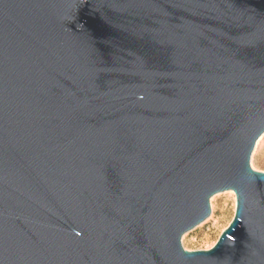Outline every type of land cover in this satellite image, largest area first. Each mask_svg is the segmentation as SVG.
Listing matches in <instances>:
<instances>
[{"label":"water","instance_id":"obj_1","mask_svg":"<svg viewBox=\"0 0 264 264\" xmlns=\"http://www.w3.org/2000/svg\"><path fill=\"white\" fill-rule=\"evenodd\" d=\"M263 133L264 0H0V264H264Z\"/></svg>","mask_w":264,"mask_h":264},{"label":"rangeland","instance_id":"obj_2","mask_svg":"<svg viewBox=\"0 0 264 264\" xmlns=\"http://www.w3.org/2000/svg\"><path fill=\"white\" fill-rule=\"evenodd\" d=\"M254 170L264 171V133L259 138L250 158ZM210 216L182 236L186 250H206L212 247L221 232L229 225L235 210V195L232 191L215 194L210 200Z\"/></svg>","mask_w":264,"mask_h":264}]
</instances>
